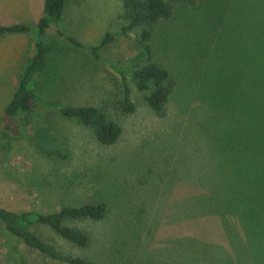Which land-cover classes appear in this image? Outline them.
I'll use <instances>...</instances> for the list:
<instances>
[{
	"label": "rangeland",
	"instance_id": "1",
	"mask_svg": "<svg viewBox=\"0 0 264 264\" xmlns=\"http://www.w3.org/2000/svg\"><path fill=\"white\" fill-rule=\"evenodd\" d=\"M43 3L0 0L1 26H30L0 33V118L31 55ZM121 12L122 0H65L60 20L48 30L63 35H57L42 91L30 112L3 124L11 137L0 156V206L53 212L105 202L102 220L66 222L89 235L85 248L34 226L63 253L93 264H182V248L170 245L182 235L221 244L231 264H264V0L175 1L150 41L154 59L175 83L160 113L129 77L135 108H119L118 77L106 63L124 64L141 45L132 34H118ZM107 32L116 36L96 56L67 39L96 46ZM86 104L120 125L115 143H98L88 127L57 108ZM204 192L230 203L222 210L228 222L210 214L178 218L182 198ZM249 212L260 218L250 253L251 235L240 217ZM224 225L232 232L225 235ZM0 264L64 263L0 224Z\"/></svg>",
	"mask_w": 264,
	"mask_h": 264
},
{
	"label": "trees",
	"instance_id": "2",
	"mask_svg": "<svg viewBox=\"0 0 264 264\" xmlns=\"http://www.w3.org/2000/svg\"><path fill=\"white\" fill-rule=\"evenodd\" d=\"M175 1L196 5L201 0H122L118 34H132L141 44L138 51L129 57L124 64L106 63L118 77V105L123 112L130 113L135 108L127 77L130 78L136 89L144 94L148 107L155 113L163 111L173 92L175 84L173 75L165 66L154 59L150 41L155 25L172 15ZM64 7L65 0H44L42 14L34 29L31 55L19 75L17 87L10 101L5 105L3 116L0 118V156L4 144L11 137V131L3 127L4 121L30 112L35 105L39 91H42L57 35H63L61 31L50 35L48 30L51 24L60 20ZM28 30H30V26L24 23L0 25V33L26 32ZM115 36L107 32L99 45L87 47L71 36H68L67 39L73 45L85 48L96 56L99 48L111 42ZM205 84L207 86V79ZM57 108L65 118L76 120L88 127L98 143L102 145L115 143L121 134L120 125L115 120L108 118L103 110L94 105H68ZM228 205L230 203L226 199L210 196L208 192L198 193L192 198H182L176 215L179 219L200 218L209 214L217 215L220 216L223 223H226L228 222L226 221L228 214L222 210ZM106 212L107 205L105 202L67 205L53 212L33 210L16 212L0 206V224L28 247L49 259L64 264H93L92 261L80 256L63 253L39 237L34 231V226L47 227L67 242L79 248H85L90 241L89 235L77 227L66 224V222L81 219L102 220ZM241 214V220L243 221V218L246 220L247 223L244 225L251 235L248 247L250 253V250H253L252 245L255 242L257 245L256 239L260 232L257 228L260 225V218L254 212ZM224 227L225 235L226 232H232L230 226L224 225ZM172 241L173 239L170 241V245H177L182 248V264H231L232 262L227 250L219 243L209 242L191 235L179 236L177 244ZM235 241L236 238L234 237L232 243ZM235 251L239 260L241 252L238 250V241H236Z\"/></svg>",
	"mask_w": 264,
	"mask_h": 264
}]
</instances>
